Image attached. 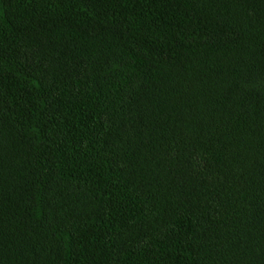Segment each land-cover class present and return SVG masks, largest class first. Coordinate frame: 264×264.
Listing matches in <instances>:
<instances>
[{
    "label": "trees",
    "instance_id": "trees-1",
    "mask_svg": "<svg viewBox=\"0 0 264 264\" xmlns=\"http://www.w3.org/2000/svg\"><path fill=\"white\" fill-rule=\"evenodd\" d=\"M0 264H264V0H0Z\"/></svg>",
    "mask_w": 264,
    "mask_h": 264
}]
</instances>
